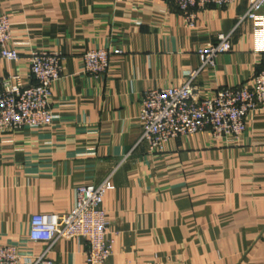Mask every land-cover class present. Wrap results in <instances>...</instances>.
Here are the masks:
<instances>
[{"label":"crops","instance_id":"0c3cea01","mask_svg":"<svg viewBox=\"0 0 264 264\" xmlns=\"http://www.w3.org/2000/svg\"><path fill=\"white\" fill-rule=\"evenodd\" d=\"M249 0L197 12L190 27L174 0H0L18 62L0 59V78H29L32 50L61 56L51 126L0 134V244L21 245L18 264L48 246L28 241L32 216L70 213L77 188L110 180L103 209L114 239L108 264H264V112L239 141L209 130L151 152L141 142L140 105L151 89L181 86L197 50L230 35L231 50L194 86L201 97L248 86L264 70ZM110 53L103 77L83 54ZM87 244L60 239L54 264H87Z\"/></svg>","mask_w":264,"mask_h":264},{"label":"built area","instance_id":"2783aa9c","mask_svg":"<svg viewBox=\"0 0 264 264\" xmlns=\"http://www.w3.org/2000/svg\"><path fill=\"white\" fill-rule=\"evenodd\" d=\"M234 0H174L190 27L195 26L197 12L208 6L226 7ZM242 20L254 23L260 50L264 51V0H249ZM11 23L6 13H0V59L18 62L20 54L12 47ZM231 50L230 35L220 34L216 44L197 50L200 66L184 70L181 86L151 89L145 92L139 119L141 142H147L151 152L179 137L209 130L216 139L239 141L246 132L249 116L264 112V70L256 74L248 86L218 90L210 97H201L195 80L206 69H214L220 55ZM84 71L93 77H103L110 67V53L94 48L83 54ZM61 56L47 50H32L29 55V80L20 74L0 78V134L23 129H39L53 125V87L61 77ZM110 180L100 185L77 188L73 210L64 215L37 214L32 216L28 241L48 244L32 264H54L48 254L60 239L84 240L87 244V264H108L113 255L114 239L108 238L109 221L103 209L106 193L113 190ZM21 245L0 244V264H18Z\"/></svg>","mask_w":264,"mask_h":264}]
</instances>
